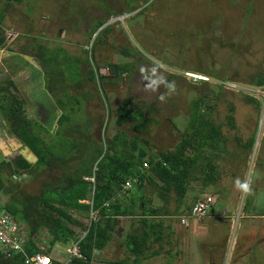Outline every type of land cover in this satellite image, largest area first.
<instances>
[{"label": "rangeland", "instance_id": "1", "mask_svg": "<svg viewBox=\"0 0 264 264\" xmlns=\"http://www.w3.org/2000/svg\"><path fill=\"white\" fill-rule=\"evenodd\" d=\"M10 2L12 4L8 6ZM0 11L4 14L1 25L4 28L2 35L5 36V43L0 48V81L12 76L18 88L20 85L18 91L25 98H33V93L40 91V85L34 82V85L28 86L24 82L27 75L35 78L42 75V79L39 78L42 81L43 74L50 71L46 79L51 83L57 74L64 73L72 82L79 76H72L77 72L76 66L78 70L81 66L83 86L86 88L83 92L72 94L79 96L78 93H81L80 97H83L85 93V98H82L85 110L79 111L74 102L73 113L78 114L83 123L90 124L88 134L92 142L100 143L103 132L110 137L115 134L116 110L120 101L133 97L138 100L137 107L143 110L155 104L156 111L151 115L157 119L151 123L154 136L163 141L161 149H170L181 141L184 132L192 130L188 128L192 101L206 95L207 104L213 107L212 117L224 130L226 146L222 154L215 155L218 156L220 179L203 195L213 196L215 201L216 198L227 201L235 210L243 204V209L237 212L238 219L229 230L231 239L226 255L213 253L215 247L208 248L207 244L200 253L192 255V250L208 238L204 226L211 212L197 219L201 223L198 226H201L198 232L193 233L195 238L189 240L188 234L183 231L173 236L175 244L170 252L174 255L179 250L176 259L186 255L190 263L195 261L197 264L201 263L200 257L196 258L201 253L204 260L224 258L223 262L220 260L222 264H236L237 261L238 264H264V243L257 255L254 254L256 245L253 246L256 241L260 242L261 234L258 233L264 229V222H261L264 217L248 209L254 199L250 200V191H264V120L260 123L264 116V86L257 87L254 82L264 74V0H0ZM111 19L112 28L105 35L107 43L105 46L96 45L100 34V30L96 29L97 23ZM60 31L61 35H58ZM39 46L45 47L44 51L41 50L42 60L46 63L44 67L38 57ZM123 47L133 53L139 52L142 58L134 55L132 60L141 71L135 72L132 77L121 73L122 78L114 80L111 76L116 73L104 67L101 74L106 76L105 79L90 83L85 71L91 66L89 60L92 56L100 63L123 65L131 61L120 59ZM30 63L35 66H28ZM154 65L165 66L152 71ZM35 68L39 70L35 71ZM187 70L206 74L211 81L189 80L184 76ZM245 84L249 85V90L238 87ZM250 97L263 101V104L258 106ZM46 103L48 105L49 100ZM231 106L235 108V129L230 128L227 120ZM130 125L127 123L124 128L132 135L134 131ZM48 126L54 130L58 122H49ZM252 136L258 140L254 150L245 146ZM208 154L213 156L211 152ZM86 155L80 160L73 159L74 167L84 164ZM3 159L18 165L25 160H37L28 147L7 132L6 124L0 117V184L8 181L13 189L18 187L27 193L37 194L47 182L63 173L52 169L31 176L24 171L11 177L8 169L3 171ZM96 169L97 166H94ZM198 175L201 177L202 173ZM195 183L197 190L201 191L199 184L202 182L197 180ZM247 188H250L249 193H246ZM244 194H247L246 203L242 202ZM1 196L7 203L10 201L11 197L2 192ZM261 196L264 194L261 193ZM255 208L257 212L264 211V200L256 201ZM75 217L84 225L89 224L91 219L80 214ZM122 221V232L127 231L130 222L125 217ZM219 222L210 220V228L213 229ZM71 226L76 233L82 231L78 225L71 223ZM228 227L226 223L222 224V235L227 233ZM250 230H253L251 234ZM221 233L214 231L210 242L215 243L213 240L220 238ZM249 234L246 241L249 245H239V248L243 247L242 251L237 250L233 254L231 248L235 247L232 243L235 237L237 242ZM48 238L47 231H42L37 242L47 246ZM117 246L118 243L115 245L114 242L107 251L101 252V260L114 263L120 257ZM249 256H253L256 262L252 257L245 261ZM172 261L170 257L166 264ZM182 264L186 263L182 261Z\"/></svg>", "mask_w": 264, "mask_h": 264}, {"label": "trees", "instance_id": "2", "mask_svg": "<svg viewBox=\"0 0 264 264\" xmlns=\"http://www.w3.org/2000/svg\"><path fill=\"white\" fill-rule=\"evenodd\" d=\"M11 4L12 2L7 5L11 6ZM3 15V11H0V48L5 43V36L2 35L4 28L1 25ZM104 24L105 21L98 22L96 29H100ZM111 26L109 24L101 28L99 32L101 35H98L96 45L105 46L108 41L105 35L109 33ZM39 47L38 57L42 60V51L45 47L44 49ZM133 56V52L123 47L120 59H131V61L123 65L117 63V72L111 78H119L121 72H134L137 66L132 60ZM71 60L75 61L73 58ZM89 61L92 66L85 73L89 75L91 81L97 83V72L104 80L106 76L100 74V69L106 67L111 71V63H100L94 56ZM77 62L81 63L79 60ZM45 64L42 60L43 67L46 66ZM76 68L77 72L72 75L73 77L81 73V66L79 70L77 66ZM49 72L45 75L47 76ZM62 76L63 74L60 73L54 78L60 81ZM80 81L79 79L77 83ZM254 82L257 86H264V74ZM48 83V86L52 87L50 82ZM18 90L15 81L11 78L0 81V117L6 124L7 132L22 142L23 146L28 147L37 160L35 162L25 160L18 165L16 162L3 159V171L8 169L11 177L24 171L31 176L52 169L63 172L47 182L37 194L27 193L18 187L13 189L12 183L8 181H2L0 184V192L11 197L5 205L7 210L16 218L20 217V220L26 221L27 239L24 246L29 255L39 252L50 253L51 247L43 249L36 241L35 235L37 236L43 229L47 230L50 245L57 242L71 244L78 241L81 257H73L69 264H92L97 256L96 251L103 252L112 243L120 240L121 236L124 237L123 242L126 247L133 254H139L137 247L145 238L135 233L118 231V227L123 217L138 212L145 201L139 202L130 199L128 195H122L124 184L128 179L132 180L133 184L138 181L139 184H143L148 176L152 178L153 175H159L165 180L170 179L175 183L178 181L185 190L197 167V164L193 167L194 163L199 156H203V149L208 148L214 157L220 155L226 145L222 125L212 117L213 107L207 104L209 101L205 99L206 95L192 101L188 125L192 130L186 132L183 145L177 146L174 151L150 155L146 138L138 135L130 138L123 130H118L111 137L103 132V140L100 143L90 141L88 134L90 124L83 123L81 117L73 113L74 102H81L78 97H57L58 104L63 108H67L68 100L72 101L69 103L72 113L65 111L58 120L57 128L50 130L31 116L26 100ZM249 99L259 103L255 97ZM139 110L135 98L121 100L116 110V127L133 123V127L148 131L151 122L157 119L147 118L145 112ZM230 110L231 113L227 116L228 125L235 129L237 126L234 106H231ZM155 111V104H152L147 108L146 113L150 115ZM138 119L142 120L139 124ZM254 141L255 137H251L245 146H253ZM189 148L192 150L188 153ZM85 154H87L86 161L83 159L82 162L84 164L74 167L73 159L80 160ZM210 159L213 160L212 157ZM205 160V166L214 167L211 160L207 157ZM146 163L150 165L149 168L145 167ZM94 166H97L96 170ZM86 177L89 179H85ZM93 177L94 181L91 180ZM77 214L86 219L91 218L89 224L84 225L75 217ZM71 223L81 227L82 231L76 233ZM0 259V264H26L22 253L11 257L0 254ZM103 261L105 260H101ZM124 262L129 264L127 260Z\"/></svg>", "mask_w": 264, "mask_h": 264}, {"label": "crops", "instance_id": "3", "mask_svg": "<svg viewBox=\"0 0 264 264\" xmlns=\"http://www.w3.org/2000/svg\"><path fill=\"white\" fill-rule=\"evenodd\" d=\"M111 28H112V26H111ZM134 55L138 58H142L141 55L139 54V52L134 53ZM27 64H29V63H27ZM41 65H42V63H41ZM28 66H35V65L31 64ZM136 66L137 67H136V70L134 72H130V73L128 72L129 77H132V75H134L135 72L141 71V68H138V65H136ZM164 66L165 65H162V66L154 65L152 67V71H158V69L164 68ZM38 70L39 69L35 68V71H38ZM121 73H123V72H121ZM62 74H63V76H62L60 81L53 78L52 82L50 83V85L52 87L48 86L49 83H48V80L46 79L45 73L43 74V80L42 81L40 80V79H42V75L39 76L40 79L32 77L31 75L30 76L27 75L26 79L24 81L28 86L30 84L34 85V82H36L35 84L40 85V89H39L40 91L34 92L32 95L33 98H25L23 95L22 96L26 100L28 111L31 114V116L34 117L35 119H37L39 122H41V124L43 126L47 127L48 129H50L48 126L49 122H52V121L58 122L60 116L65 111L70 112L69 103H71L72 101L68 100L67 101V103H68L67 108L66 107L63 108L62 106H60L58 104L57 97H59V96L70 97V98H72V97L77 98L78 97L81 99V100L79 99L81 102L75 101V103L79 106V111L84 112V110H85L84 105L82 104V98H85V93H83V97H80L81 93H78L79 96H75L74 94H72V92H75V91L83 92V90L86 88L83 86L85 84V82H83V74L80 73L78 78L72 82L66 77V75L64 73H62ZM124 74H127V73H124ZM87 77H88L87 80L90 83H95L94 81H91V78H89V75H87ZM125 77H128V76L125 75ZM11 78H12V80L15 81V79L12 76H11ZM119 78H122V75ZM79 79L81 81H80V83H77L79 81ZM115 79L116 78H114V80ZM15 83H16V81H15ZM69 83L71 85H69ZM255 86H257V85H255ZM245 87L248 88L249 85L245 84ZM257 87H260V86H257ZM19 88H20V85H19ZM247 93H251V92H247ZM30 100H33L32 104L30 103ZM47 100H49L48 105L46 103ZM258 102L259 103H256L257 105L263 104L262 103L263 101L258 100ZM137 104H138V100H136V107H137ZM38 109H39V115L37 114ZM137 109H140L139 111L143 110V109L138 108V107H137ZM143 111L145 112V115L147 118L151 117L152 113L150 115H147V113H146L147 109L146 110L144 109ZM234 115H235V113H234ZM42 118L44 119V121ZM263 120H264V116H262L260 123H263ZM141 122H142V120H139V119L137 120L138 124ZM132 124L133 123H131L130 128L134 132L132 135L128 134V137L134 138L136 135H138V136H141L142 138H146L147 142H148V144L147 143L146 144H147L150 155L151 154H161L163 152L170 151V150L174 151V149L177 146L183 145V140L185 138L186 132H184L183 138L181 139V141L179 143H177L175 146H172L170 149H161V144L163 143V141L157 140L155 138V136H154L155 131H154L152 125H150L149 130L147 131V130H142V129L137 128V127H133ZM124 126L116 127L117 129H116L115 134L118 132V130H123V131L127 132V130L124 128ZM259 131H260V129H259ZM223 132H224V130H223ZM127 133H129V132H127ZM143 134H146V136L144 137ZM252 137H255V136H252ZM248 142H246V143H248ZM257 143H258V140H256V137H255V141H254L253 146H249L247 148H251V149L253 148V150H254ZM191 150H192V148H189V149H187V152L189 153V151H191ZM210 152L211 151L208 148L203 149V156H199L197 161L194 163L193 167H196V164H197V167L193 171L192 176L189 179L188 187L185 190H183L181 188L178 181H177V183H175L174 181H171L170 179L165 180L163 177H160L159 175H153L152 178H150L148 176L143 184L142 183L139 184V181L136 184H133L132 180L128 179L131 182V187L129 189H126V190L123 187L122 190H123L124 194L122 193V195H128L130 199L137 200L139 202H141V201H145V202L142 205V207H140L138 212H136L134 214H130L127 217H125V218H128V220L130 222V226H128L126 232L138 234L142 238H145L146 240L143 239L141 241L142 244L139 243V247H137V249L140 253L139 254H136V253L133 254L130 251V249L128 247H126L125 243L123 242L124 237L121 236L120 240L115 242V245H116V243H118L117 247H118V250L120 251V257L118 259L114 260V263L112 261L111 264H126L124 262L125 260H127L129 262V264H166L168 261V258H170V257L173 260L171 264H182V261H184L186 264H197L195 261L190 263V260L186 257V255H183V257L180 260L176 259V257H178V255L180 254L179 250H177L175 252V254L173 255V253L170 252V249L175 244V241L173 240V236H175L177 233H179L181 231L187 233L188 239L190 240L192 238H195L192 236L193 233L198 232L200 229L201 225L200 226H198V225L201 223L200 222L198 223V221H197L198 218L191 217V209H192L193 205L198 200L206 198L207 196H210V195H203V192L206 189H208V187L214 186L217 183V181L220 179V174H218L219 172L217 171V169H218L217 159H218L219 155L215 156V159H214L213 156L208 154ZM220 154H222V153H220ZM205 157H207L208 160H211L210 158L212 157L213 160H211V162L214 165L213 168L205 166V163H206ZM145 167L149 168L150 165L149 164H148V166L145 165ZM216 171H217V174H215ZM199 172L202 173L201 177L198 175ZM86 178H88V177H86ZM171 179H173V178H171ZM173 180H175V179H173ZM197 180L202 182L201 184H199L200 185L199 189L201 191L197 190V184L195 183V181H197ZM247 183L248 182L246 181V184ZM263 183H264V181H263ZM247 186H248V184H247ZM256 189L258 190V187ZM249 190H250V188L248 189V191L246 193H249ZM259 191L264 194V191H261L260 189H259ZM261 193H258V191H257V193H252L250 191V194H249L250 200L252 198H254V199H253V205H251V207L248 209L250 210L251 213H258L259 215H261L260 217L262 218V217H264V214H263L264 211L257 212L256 208L254 209V207L256 205V201L264 200V196H261ZM244 196H243L244 200L242 199V202L246 203L245 200L247 198V194L246 195L244 194ZM0 202L7 204V201L5 200V198L3 196H1ZM248 204L249 203H247V206H248ZM216 208H217V211H214ZM241 208L243 209V204H242ZM241 208H238L237 210H235L227 201L225 202L224 200L217 199V198L215 201V199H214V202L212 204V208L210 210L211 216L210 217L208 216L205 219V220H207V224L204 226V229H205L204 231H206V233H207L206 236L208 238L205 242L197 245L192 250V252H193L192 255L195 256V254L198 251L200 253V250L205 248L206 244L208 245V248H209V246L215 247L214 249H212L213 253L218 254L219 252H221L222 255L223 254L226 255L227 250H228V245H229V242L231 239V234H229V230H231L234 227V224L236 223V221L238 219L237 212L238 211L240 212ZM18 219L20 220V217H18ZM184 219H186V221H184ZM210 220H218L220 222L218 224H216L213 229H211L210 228ZM261 222H264V218L261 219ZM21 223L24 226V230H26V221L21 220ZM223 223H226V225L229 227H228L227 233L222 235L221 230H222V224ZM122 224H123V221L120 224L121 227H120V225L118 227V229H120L121 231L124 229ZM235 227H236V225H235ZM216 230L220 231L221 236H220V238H215L213 240V241H216L215 243L210 242L209 238H211L212 233ZM42 231H47V230L43 229ZM252 231L253 230H250V234L252 233ZM41 232L37 236L35 235L36 241L40 240ZM250 234L246 237H242V238L238 239L237 242H236V237H235L234 241H232V243L235 244V247L233 246L231 248V252L233 254L235 252H237V250L242 251L243 247H247L249 245V244H247L246 241L249 238ZM258 234H261L260 242H258L259 241L258 240L253 245V246L256 245V247L254 248V254H256V255L258 253V249L262 248V245L264 243V229L262 231H260ZM77 242H75V243H77ZM195 242H196V240H195ZM75 243L63 244V243L57 242L54 245H50V242H48V245L44 246V245H41L39 242H37V244L40 245L41 248H43V249H47L48 247H51L50 253H44V254L49 255L53 264H69L73 257H81V256H73L71 254V249L73 248ZM209 243H211V244H209ZM239 245H243V247L239 248ZM127 248H128V251H127ZM78 249H79V247H78ZM250 249H251V247L248 248V251ZM96 253H97V256L95 258V261L92 264H110L109 263L110 261L101 262V257H99V255L101 254V251H96ZM201 254L198 257H196V258L200 257V261H201L200 264H222V262L224 261V258L220 259L219 257H214L212 259L207 258L204 260L202 258ZM1 255H3V254H1ZM240 255H242V253ZM4 256H6V255H4ZM246 256H247V254H246ZM250 257H252L254 262H256V260L253 256H249L245 261H247ZM217 259H219V260H217ZM263 260H264V258H263ZM0 263H1V259H0ZM238 263H239V261H237L236 264H238Z\"/></svg>", "mask_w": 264, "mask_h": 264}, {"label": "built area", "instance_id": "4", "mask_svg": "<svg viewBox=\"0 0 264 264\" xmlns=\"http://www.w3.org/2000/svg\"><path fill=\"white\" fill-rule=\"evenodd\" d=\"M100 74H101V69H100ZM184 76L187 79L192 80L194 82L211 81V77H209L208 75L200 72H194L191 70L185 71ZM99 79H100L99 72H97V81H99ZM232 87H234V85ZM238 87L242 90H249V88L242 85ZM146 166H148L147 163ZM91 180L94 181V177L91 178ZM130 187H131V182L128 180L124 184V189L126 190L129 189ZM213 202L214 199L212 196H207L206 198L198 200L191 209V217L203 218L207 216L212 208ZM184 221H186V219H184ZM25 235L26 233L21 221L7 210L4 203L0 202V253L8 257H11L18 253H22L25 256L26 264H53L49 255L40 252L34 255H29L27 253L26 248L24 246V243L26 241V239L24 240ZM78 247L79 245L77 242L74 244L73 248L71 249V254L73 256H80Z\"/></svg>", "mask_w": 264, "mask_h": 264}, {"label": "water", "instance_id": "5", "mask_svg": "<svg viewBox=\"0 0 264 264\" xmlns=\"http://www.w3.org/2000/svg\"><path fill=\"white\" fill-rule=\"evenodd\" d=\"M111 21H112V19L109 20V21H107L101 28H104L105 26H108L109 24H111ZM101 28L99 30H101ZM59 35H61V31L59 32ZM110 68H111V71L113 73H116L117 72V65L111 64Z\"/></svg>", "mask_w": 264, "mask_h": 264}, {"label": "clouds", "instance_id": "6", "mask_svg": "<svg viewBox=\"0 0 264 264\" xmlns=\"http://www.w3.org/2000/svg\"><path fill=\"white\" fill-rule=\"evenodd\" d=\"M6 205V204H5ZM2 254V253H1ZM4 255V254H3Z\"/></svg>", "mask_w": 264, "mask_h": 264}, {"label": "flooded vegetation", "instance_id": "7", "mask_svg": "<svg viewBox=\"0 0 264 264\" xmlns=\"http://www.w3.org/2000/svg\"><path fill=\"white\" fill-rule=\"evenodd\" d=\"M122 19V18H121Z\"/></svg>", "mask_w": 264, "mask_h": 264}]
</instances>
